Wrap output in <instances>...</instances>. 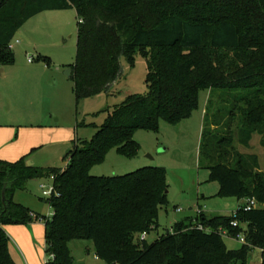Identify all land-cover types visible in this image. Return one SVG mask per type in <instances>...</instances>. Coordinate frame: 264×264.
Segmentation results:
<instances>
[{
    "label": "trees",
    "instance_id": "trees-1",
    "mask_svg": "<svg viewBox=\"0 0 264 264\" xmlns=\"http://www.w3.org/2000/svg\"><path fill=\"white\" fill-rule=\"evenodd\" d=\"M75 8L78 48L70 79L77 102L111 91L121 77L122 58L133 66L147 58V95L130 94L115 105L91 140L75 141L65 168L28 165L29 156L0 159V264H17L5 225L45 224L47 264H74L73 240H92L106 264H248L259 248L264 264V173L248 147L254 134L264 147V0H0V66L13 65L8 46L16 31L43 11ZM209 93L202 137L204 162L220 184L218 194L245 200L232 215L201 212L159 234L169 204L167 169L143 167L120 176H94L111 148L135 157L137 130H158L188 118ZM52 175L53 209L42 215L14 200L32 178ZM255 201L256 206H244ZM237 220L238 226L232 221ZM202 226L203 228H200ZM229 236L245 237L230 249Z\"/></svg>",
    "mask_w": 264,
    "mask_h": 264
},
{
    "label": "rangeland",
    "instance_id": "rangeland-1",
    "mask_svg": "<svg viewBox=\"0 0 264 264\" xmlns=\"http://www.w3.org/2000/svg\"><path fill=\"white\" fill-rule=\"evenodd\" d=\"M77 39L78 16L75 8L43 11L16 31L10 43L13 46H8L15 54V63L0 66V129H14L16 137L19 128H36L44 130L41 135L48 138V130L58 127L63 134L71 133L69 137H76L78 141L91 140L115 105L124 102L130 94H148L147 58L137 53L133 66L122 58V74L111 91L77 102L74 83L65 74L66 69L75 63ZM30 57L33 61L29 60ZM208 99L209 93L203 91L198 108L176 124L162 119L158 130H137L134 134L140 144L137 156L126 157L119 154L116 148H111L106 159L89 170L94 176L110 177L132 173L143 167L167 169L169 204L161 210L157 230L148 233L147 242H153L178 221L194 220L201 212L211 216H232L245 203V200L218 194L220 184L211 179L210 169L201 155ZM71 143L70 139L67 143H45L30 149L25 155L37 158L46 166L65 168L69 153L74 149ZM235 146L241 153L256 155L264 173L261 135L254 134L248 147L241 145L236 135ZM43 185L46 187L43 188ZM53 185L51 177L32 178L25 189L16 190L14 200L50 216L53 213L47 202L50 196H45L43 191L52 189ZM11 225L16 227L15 235L20 241L18 244L5 229L16 263L47 264L50 255L46 252L43 225L38 221L36 224ZM25 229L31 234L32 243L26 240ZM140 237L141 234L137 239L140 240ZM223 241L230 249L240 248L243 243L240 238L226 234ZM70 249L74 264H106L97 257L92 240H73ZM261 261V250L253 248L248 264H261Z\"/></svg>",
    "mask_w": 264,
    "mask_h": 264
},
{
    "label": "crops",
    "instance_id": "crops-1",
    "mask_svg": "<svg viewBox=\"0 0 264 264\" xmlns=\"http://www.w3.org/2000/svg\"><path fill=\"white\" fill-rule=\"evenodd\" d=\"M44 130L41 129H26V128H19L18 130V137L15 140V130L14 129H0V159L3 160H18L21 157H23L26 152H28L30 149L39 147L45 143L47 144H57V143H67V140L70 139L72 142L71 145L73 144L75 146V141L77 140L76 137H69L72 134L71 133H65L61 132V129L58 127H53L48 130V138L42 137V132ZM73 146V147H74ZM28 161H31L34 165L41 166V167H56V166H50V165H45L43 164L42 161H39L37 158H31L29 157ZM244 201V200H241ZM243 203V202H242ZM35 211V210H33ZM39 213L38 211H35ZM41 214V213H40ZM52 214V212H51ZM39 223L43 225V228L45 230V224L43 221L38 220ZM32 223H37V221H34ZM5 229L12 234V236L18 241L17 243L19 244V239L16 237V227L14 225H5ZM37 228V225L35 226ZM34 227V228H35ZM26 230V240L29 243H32V236L28 232V229ZM16 234V235H15ZM16 243V246H17ZM14 248H16L14 246ZM262 264V261H261Z\"/></svg>",
    "mask_w": 264,
    "mask_h": 264
},
{
    "label": "built area",
    "instance_id": "built-area-1",
    "mask_svg": "<svg viewBox=\"0 0 264 264\" xmlns=\"http://www.w3.org/2000/svg\"><path fill=\"white\" fill-rule=\"evenodd\" d=\"M12 46H13V45L10 44V47H12ZM29 60H30V61H33V58L30 57ZM51 178L54 179L55 176L52 175ZM45 187H46V186L43 185V188H45ZM53 192H54V185H53V188H52V189H44L43 194H44L45 196H50V197H51V195L53 194ZM253 206H256L255 201H251L249 204H246V205L244 206V209H245V210H249V209H251ZM178 210H180V208H179ZM51 215H52V214H51ZM39 220H40V221H43V220H41V219H39ZM238 224H239V222H238L237 220L232 221V225H233V226H238ZM200 228H203V227L200 226ZM222 231H223V234H227V231H226V230H222ZM146 236H147V233H146V232L142 233V235H141V239H145ZM239 238H240V240H241L242 242H245V241H246V240H245V237H244L243 234H240ZM49 258L53 260V259H54V255L51 254V255L49 256Z\"/></svg>",
    "mask_w": 264,
    "mask_h": 264
},
{
    "label": "water",
    "instance_id": "water-1",
    "mask_svg": "<svg viewBox=\"0 0 264 264\" xmlns=\"http://www.w3.org/2000/svg\"><path fill=\"white\" fill-rule=\"evenodd\" d=\"M2 72H3V70H2ZM65 74H66L67 77L70 78L72 76V74H73L72 67L67 68L66 71H65ZM27 164L28 165H34L31 161H28Z\"/></svg>",
    "mask_w": 264,
    "mask_h": 264
}]
</instances>
